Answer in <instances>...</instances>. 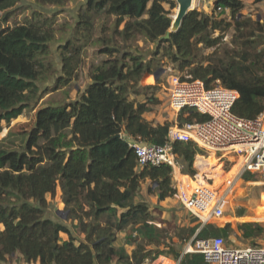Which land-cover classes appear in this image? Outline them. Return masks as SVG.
<instances>
[{
  "label": "trees",
  "instance_id": "1",
  "mask_svg": "<svg viewBox=\"0 0 264 264\" xmlns=\"http://www.w3.org/2000/svg\"><path fill=\"white\" fill-rule=\"evenodd\" d=\"M19 1L0 0V134L4 124L9 125L39 98L72 82L83 46L92 38L90 9L116 17L115 33L123 43L142 37L155 43L156 50L147 59L129 46L105 44L99 52L106 58L93 66L91 82L79 98L39 107L28 131L13 139L10 130L0 140V264H12L16 255L23 264H147L163 253L178 259L182 249H160L161 239L167 236L154 223L149 205L136 200L147 179L150 192H156L160 201L176 195L171 167H139L128 142L164 144L172 123L147 117L153 98L137 100L144 95L139 80L158 71L163 50V59L180 72L188 70L207 88L220 82L238 90L233 112L255 119L264 112L263 25L240 15L244 0H216L212 13L193 9L169 39H160L172 26L176 0H88L79 26L80 40L85 42L62 46L63 72L55 83L42 87L56 71L49 59L56 15L33 9L22 22L11 24L21 7ZM68 1L35 0L41 6ZM227 11L229 17L223 15ZM231 28L235 31L232 47L224 42ZM208 48L213 50L206 53ZM206 119L207 115L192 108L178 115L181 123ZM173 149L186 171L194 173L199 148L191 141H175ZM58 187L72 228L46 215L47 197L54 196ZM247 191L244 187L242 193ZM227 227L194 226L189 238L224 235ZM239 228L246 238L263 230L246 222ZM120 232L126 235L119 246ZM127 244H135L132 253ZM181 264L206 263L202 254L194 253L184 255Z\"/></svg>",
  "mask_w": 264,
  "mask_h": 264
},
{
  "label": "built area",
  "instance_id": "2",
  "mask_svg": "<svg viewBox=\"0 0 264 264\" xmlns=\"http://www.w3.org/2000/svg\"><path fill=\"white\" fill-rule=\"evenodd\" d=\"M198 1L201 5V0ZM194 4L196 0L192 7ZM166 91L169 109L174 114L166 142L158 145L128 139L136 152L138 166H170L178 201L201 227L225 215L229 196L234 194L244 175L259 178L264 204V112L255 119L236 115L233 106L240 96L238 90L220 82L207 88L203 80L193 78L188 70L171 73ZM187 108L207 115L208 119L181 123L178 115ZM175 141H191L199 148L193 161L194 173L187 172L175 154ZM231 161L233 168L226 170L224 162ZM194 253L202 254L206 264H264V241L235 246L223 235L197 237L195 234L185 243L181 256L172 259V264H181L184 255Z\"/></svg>",
  "mask_w": 264,
  "mask_h": 264
},
{
  "label": "rangeland",
  "instance_id": "3",
  "mask_svg": "<svg viewBox=\"0 0 264 264\" xmlns=\"http://www.w3.org/2000/svg\"><path fill=\"white\" fill-rule=\"evenodd\" d=\"M211 1V2H210ZM213 0H201V5H198L200 1L196 0V4L192 8L204 11L206 13H212V8L214 7ZM88 0H69L66 4L61 6L56 5H38L35 0H20L17 6H21L16 9V14L13 17L11 24L17 22H22L25 16L31 15L33 9H38L47 15H56V36L51 42V51L49 59L52 60L55 66V72L51 78L40 86H47L55 83L58 75L63 72V61H62V46L67 42L71 41V45L74 44L78 46L79 44L85 42L80 40L81 32L79 26L81 14L87 10ZM199 2V3H198ZM177 8L172 10V17L175 15ZM260 9L253 1H245V7L240 12V15L251 17L254 20H258L264 27V22H262L258 15ZM229 11L225 12L223 15L229 17ZM91 21L93 22V33L92 38L88 40L86 46H83L82 52L80 54L81 62L77 66L75 77L72 82L53 92L46 93L42 98H39L32 107L26 109L22 115L11 121L9 125L4 124V131L0 134V140L7 136L10 130L14 131L11 138H16L18 133L28 131L34 123L36 110L47 104H61L71 100L79 98L83 91L87 88V85L91 82L90 72L94 65L100 63L106 58L105 55L99 52L105 44L117 46L121 49L125 47H130L133 50L142 53L147 59L151 58L156 50L155 43H152L145 38L137 37L133 40L123 43L119 36L115 33V20L116 17L112 15H106L104 13H95L93 9H90ZM123 28V24L120 29ZM234 29H229L225 36L224 42L232 47V38L234 34ZM218 34V32H216ZM263 47L261 46L260 49ZM213 49H206V53H210ZM163 50L160 51L158 55L160 60L159 69H164V71L158 76L159 83L155 78V73L146 74L142 76L139 80V89L144 93L138 95L136 98L141 102H146L148 99L153 98L152 102L148 103L150 111L147 113V117L155 122H166L171 121L174 118L173 112L168 106V96H167V79L169 75L173 72H179L175 65L167 61V59L162 58ZM158 69V70H159ZM153 86V88H148ZM19 141V140H18ZM208 154V152H205ZM225 169L231 170L234 166L233 161L224 162ZM237 166L234 167L232 175ZM246 177V175H244ZM239 181L236 188L234 189V194L229 196L228 207L226 209L225 215L219 219H213L212 222L217 227H227L226 234L224 238L231 245L235 246H245L249 244H261L264 241V206L261 199V191L263 187L258 183L259 178L251 177L250 180ZM150 182V181H149ZM253 183V184H252ZM146 185V184H145ZM143 189L139 191V200L145 201L150 210L153 212L155 217L154 223L163 229V233L167 236L165 239H161L160 249L163 252H168L170 247L181 248L185 243L190 240L189 233L190 229L194 226H199L198 220L188 213L180 204L177 196L166 198L160 201L157 197L156 192H150L145 186H141ZM246 187L248 191L243 194L242 191ZM49 202V207L46 211V215L61 221L65 224L72 226V221L67 220L68 211H66V205L62 199L61 189L58 187L54 196L49 195L47 197ZM86 206V205H85ZM87 208V206H86ZM242 222L258 224L262 227V231L256 233L251 238H246L244 231L240 229V224ZM74 224H77L75 221ZM201 226V225H200ZM72 228V227H71ZM121 233V232H120ZM119 233V235H120ZM123 237L118 235L116 240L117 245H124L125 232ZM179 234H182L180 237ZM64 239H67L66 234H61ZM83 237V235H80ZM140 241H142L140 239ZM170 246V247H169ZM147 248H152V245H146ZM126 248L129 253H132L135 248V244H127ZM164 256V258H162ZM169 254L163 253L157 258L160 262H165L163 264H171L173 261L166 259ZM155 261V260H154ZM152 261V262H154ZM152 262H147L150 264ZM159 262V263H160ZM12 264H23V260L19 256H15L11 259ZM158 263V264H159Z\"/></svg>",
  "mask_w": 264,
  "mask_h": 264
},
{
  "label": "water",
  "instance_id": "4",
  "mask_svg": "<svg viewBox=\"0 0 264 264\" xmlns=\"http://www.w3.org/2000/svg\"><path fill=\"white\" fill-rule=\"evenodd\" d=\"M177 4H178V11H177V14L176 16L174 17L173 19V22H172V26L170 28V30H168L166 32V34L164 36H162L160 39H169L170 38V35L172 32H176L183 20L185 19V17L187 16V14L189 13V11L193 10L192 8V2L193 0H176ZM164 71V69H159L154 75H155V78L157 79L158 76Z\"/></svg>",
  "mask_w": 264,
  "mask_h": 264
},
{
  "label": "crops",
  "instance_id": "5",
  "mask_svg": "<svg viewBox=\"0 0 264 264\" xmlns=\"http://www.w3.org/2000/svg\"><path fill=\"white\" fill-rule=\"evenodd\" d=\"M215 1L216 0H213L212 1V3H214L215 4ZM244 1H246V2H248V1H251V0H244ZM253 1V3H254V0H252ZM211 2V1H210ZM254 4H256L257 6H258V8L260 9V13H259V15H258V17H259V19L262 21V22H264V1H262V2H259V3H254ZM150 119V118H149ZM146 184V185H145ZM150 182H149V180L147 179L144 183H142V186H145V189H146V193H147V190L149 189V186H150ZM152 188H154V186L152 187ZM143 189V187L141 188V190ZM158 197V196H157ZM139 198V196H137L136 197V200H139L138 199ZM243 223V222H242ZM120 237H123L124 236V233H120V235H119ZM250 245V244H249ZM162 258H164V256L162 257ZM161 259V258H160ZM160 259H156L155 261H154V263H152V264H158L159 262H160ZM165 259V258H164ZM166 259H169V260H171L172 261V259H170V258H166ZM163 263H165V262H160L159 264H163ZM168 264V263H167ZM172 264V263H171Z\"/></svg>",
  "mask_w": 264,
  "mask_h": 264
},
{
  "label": "bare ground",
  "instance_id": "6",
  "mask_svg": "<svg viewBox=\"0 0 264 264\" xmlns=\"http://www.w3.org/2000/svg\"><path fill=\"white\" fill-rule=\"evenodd\" d=\"M177 11H178V8H177ZM177 11H176L175 15L173 16V18L176 16V14H177ZM262 201H263V200H262ZM263 206H264V204H263Z\"/></svg>",
  "mask_w": 264,
  "mask_h": 264
}]
</instances>
